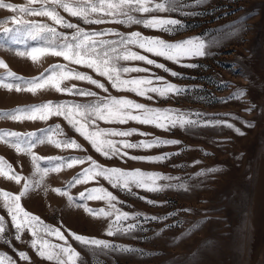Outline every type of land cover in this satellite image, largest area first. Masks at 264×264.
Here are the masks:
<instances>
[{"label":"rangeland","instance_id":"1","mask_svg":"<svg viewBox=\"0 0 264 264\" xmlns=\"http://www.w3.org/2000/svg\"><path fill=\"white\" fill-rule=\"evenodd\" d=\"M3 3L51 10L65 23L86 32H106L97 39L119 40L132 32L169 43L196 38L197 42L204 44L207 55L182 58L181 64L199 65L192 69L155 56L136 45H128L131 51L146 55L182 75L172 77L169 72L145 61L119 60L116 63L121 68L149 69L147 72H121L123 79L149 78L157 85L163 83L155 80L159 76L188 89L180 95L169 94L167 97L149 93L153 97L149 100L123 88L114 89L106 77L99 76L85 65L65 61L63 57L42 53L36 54L34 60L30 55L33 47L50 48L65 37L71 41L77 29L56 24L47 15L13 12L0 7L2 264H58L56 260L38 256L31 245L34 237L27 228L17 232L11 219L17 203L23 211L40 218L44 225L60 230L66 241L43 231L39 235L53 245H71L78 253L75 264H264V0H178L175 11L168 10L165 0H148L147 6L153 11L131 13L136 18L180 20L183 27L171 32L145 28L142 23L115 22L125 19L122 16H104V22L100 24L86 23L82 16L73 17L62 7L63 3L78 4L88 8V18L95 20L102 13H93L90 8L98 6L99 0H60L59 3L52 0H3ZM156 3H165V10H156ZM13 16L23 23H14ZM32 25L51 27L56 35L45 31L33 39L29 35ZM5 29L11 31L5 32ZM57 64L64 65L66 70L70 68L91 75L104 83L108 91L75 79L62 81L61 87L75 85L96 92L97 97L57 92L41 80H36L41 86L35 91L27 90L29 85L24 81L39 77ZM230 96L231 99H226ZM103 97L126 98L152 108L171 109L174 114L185 115L199 124L161 129L136 121L125 124L97 121L99 128L137 130L128 137H108L117 142L138 143L155 138L181 142L151 149L122 148L127 156L108 159L95 152L89 141L76 133L64 117L53 115L40 119L37 115L29 118L33 113L23 111L50 101L92 104ZM209 120L224 123L206 124ZM226 123L234 127L228 128ZM237 128L243 135L235 131ZM66 140H74L81 147H65L63 143L57 146V141ZM117 147H121L119 143ZM165 153L175 155L164 161L130 159L131 156ZM84 157H91L102 167L139 169L173 177L175 179L158 183L183 184L185 187L166 188L158 193L133 188L137 193L133 196L127 191L113 189L103 177L77 183L79 173L90 166V161L84 160L69 167V158ZM212 168L216 170L208 171ZM101 186L117 196V201L113 202L116 209L129 213V219L121 221L120 226L135 224L137 227L127 233L107 235L116 210L111 209L107 201L87 198L89 189ZM149 199L157 203L150 205L147 203ZM86 208L104 209L113 214L98 215L86 211ZM152 216L163 219L153 221ZM70 233L105 240L130 250L86 246L74 240ZM19 252H25L27 259L20 258ZM61 259L67 260V256L61 253Z\"/></svg>","mask_w":264,"mask_h":264},{"label":"snow or ice","instance_id":"2","mask_svg":"<svg viewBox=\"0 0 264 264\" xmlns=\"http://www.w3.org/2000/svg\"><path fill=\"white\" fill-rule=\"evenodd\" d=\"M35 2V0H33ZM53 3H59L60 0H52ZM168 10L175 11L178 0H165ZM199 2V0H197ZM148 0H99V5H93L90 11L93 13H102L100 18L95 20H90L88 18V8L80 7L78 4L75 6L68 3H63L62 7L65 12L69 13L73 17L82 16L86 23H96L100 24L104 22V16L115 18L116 16L125 17V19H119L115 22L117 23H142L145 28L158 29L166 32H171L176 30L178 27H183L180 20L177 19H162L157 17L152 18H136L131 13L138 12L141 14H148L153 9L147 6ZM0 7H6L13 12L19 11L20 13H35L38 15H47L54 20L56 24H63L67 28H76L77 31L73 35L71 41L67 37L60 42L58 45H53L50 48H40L33 47L31 49L30 55L35 60L36 54H51L53 56L63 57L65 61L74 63L77 65H85L87 68L92 69L101 77H106L111 83L114 89H126L135 92L137 95L142 97H147L149 100L153 99L149 93H155L159 97H167L169 94L180 95L188 89L178 87L174 83H169L164 81L163 77L156 76V81H161L163 83L154 85L152 79L149 78H133V79H123L121 77V72H147V68L139 67H119L116 61H145L148 65H154L156 68L163 69L165 72H169L172 77H179L182 74L173 71L165 67L162 63H157L154 59H149L146 55H141L138 52L131 51L127 46L136 45L140 49L148 53H152L158 57H164L169 61L175 62L177 65L186 68H198L199 65L195 63L181 64L182 58H193V57H204L207 55L205 51V46L203 43L197 42L196 38H186L182 41L175 43L166 42L163 39L144 37L139 32H132L127 36H121L119 40H107V39H97L98 37H103L106 32H86L83 29L78 28V26L71 23H65L62 17H60L56 12L47 9H34L30 7L18 6L14 4L3 3L0 0ZM155 9L163 11L165 10V3H156ZM14 23L22 24L23 21H18L15 16L11 17ZM11 31V29H5V32ZM49 32L56 35L55 30L46 25H32L29 31V35L35 39L42 32ZM111 31V30H106ZM117 35H119L117 33ZM23 54V53H21ZM3 62L0 61V65ZM206 67V66H205ZM58 70V71H57ZM51 72V75L47 73ZM81 80L88 81L90 84L95 85L97 88L102 89L107 92L108 89L105 87L104 83L99 80L94 79L91 75L84 72L74 71L72 69L65 68L64 65L57 64L52 68L48 69L46 73H42L39 77L33 80L24 81L25 84L29 85L27 90L35 91L37 87L41 85L36 84V80L43 81L44 85H51L55 88L57 92L76 94L80 96H90L97 97L96 92L88 91L85 89L77 88L75 85L71 87H61L62 81L65 80ZM9 87L11 85H8ZM19 88V85H17ZM228 97L226 99H231ZM249 111L251 109H248ZM23 111H30L33 116L29 118L47 119L49 116H62L65 120L74 128V131L82 136L85 140L89 141L95 152L101 154L105 158L111 159L113 157L119 156L123 159L127 156V152H122L123 149H151L159 145H177L181 142L176 139H160L155 138L152 140H142L138 143H131L128 140L115 141L109 139L108 137H128L135 133L136 129H128L126 131H121L115 128H99L97 121H105L108 123H119L125 124L128 121H136L140 124L154 125L161 129H171L179 125L181 128L186 126H196L199 121L194 119L186 118L185 115H177L172 112L171 109H160L148 107L143 103H137L135 101L126 98H116V97H103L98 98L95 103L92 104H70L68 102H47L39 106H33L31 109H24ZM206 124H220L224 123L222 121H206ZM248 122L245 121V124ZM228 128H233L231 123H226ZM58 127V126H57ZM235 131L241 135L243 133L240 129H235ZM12 135H17L12 133ZM142 135H147L142 133ZM57 146L63 143L65 147H74L79 149L81 146L72 141H57ZM121 147H117V144ZM170 155H175V153H165L163 155L156 156H131L132 160H146V161H164L168 159ZM36 159V157H33ZM71 163L68 165L71 167L73 164L83 163L84 160L90 161V166L85 168L77 179V183L87 182L88 180H95L98 177H103L104 180L108 181L113 189H120L121 191H127L130 195L136 196L137 193L133 191L135 189H142L150 193H158L167 189L172 188H183V184H160V180H172L175 179L169 176H162L155 172H143L139 169L135 170H123L120 168H107L102 167L91 157L84 158H69ZM54 171L58 169H53ZM216 169L212 168L208 171L214 172ZM197 175H200L198 173ZM85 195L84 193L81 194ZM87 198L92 200H104L108 202L111 209L116 210L115 219L113 224L109 225L107 235H113L114 232H130L135 224H128L127 227H121L120 222L129 219V213L121 212L116 209L114 201H117V196L111 191H108L104 187L91 188L87 192ZM13 199L18 200V197ZM139 199L144 200V197H139ZM147 203L152 205L157 202L154 200H147ZM86 211L103 216H112L111 211H105L104 209H90L86 208ZM10 213L12 212L9 209ZM13 226L17 232H21L27 228V230L34 237L31 241V245L37 250V254L40 257L46 258L47 260H56L58 264H75V258L78 253L72 249L71 245L64 247L62 245H53L48 240L43 239L39 233L40 231L45 232L48 235H54L60 240H65V236L60 232L59 229L53 228L51 226L44 225L40 218L35 217L25 211H23L20 205L16 204L15 213L11 215ZM151 220L155 221L158 218L156 216L150 217ZM115 225V228L113 227ZM3 231V225L0 224V232ZM72 238L79 243L86 246H96L102 249H112L119 251H129L130 249L123 248L119 245L111 244L108 241L88 238L82 235H77L70 233ZM17 240L20 236L17 235ZM39 246V247H37ZM58 249V251H53ZM61 253L67 256V260L61 259ZM19 257L22 259H27L25 252H19ZM2 264V261H0Z\"/></svg>","mask_w":264,"mask_h":264}]
</instances>
